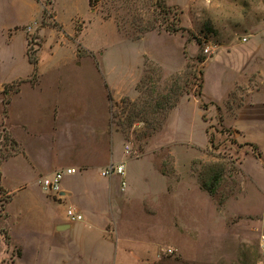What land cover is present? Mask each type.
Wrapping results in <instances>:
<instances>
[{"label":"rangeland","instance_id":"rangeland-1","mask_svg":"<svg viewBox=\"0 0 264 264\" xmlns=\"http://www.w3.org/2000/svg\"><path fill=\"white\" fill-rule=\"evenodd\" d=\"M33 1L21 0L24 24L0 29L8 74L31 72L26 82L0 87V158L21 148L4 127L36 150L47 142L40 135L52 141L54 127L67 134L66 124L54 123L55 109L74 111V138L84 133L80 126L101 119L96 127L105 139L115 134L116 155L130 148L126 190L118 207L112 199L118 210L104 213L116 227L108 235L114 247L103 246L102 259L73 255L71 264H264V182L242 173L248 146L238 112L257 87L255 76L242 77L246 69H259L264 83V0ZM170 24L184 29L169 33ZM79 141L63 146L81 152ZM54 162L51 173L36 171V180L52 174ZM18 164L0 169L10 188L24 173ZM215 174L211 195L201 185ZM9 198L0 186V264L19 252L6 226ZM18 199L9 205L15 234L31 222L45 232V215L19 209Z\"/></svg>","mask_w":264,"mask_h":264},{"label":"crops","instance_id":"crops-1","mask_svg":"<svg viewBox=\"0 0 264 264\" xmlns=\"http://www.w3.org/2000/svg\"><path fill=\"white\" fill-rule=\"evenodd\" d=\"M28 3L33 5L34 1L28 0ZM25 16L26 13L22 10L21 0H0V29L8 22L15 25L24 24ZM43 29L45 30L46 28L43 27L41 30ZM68 34L70 35V33ZM85 44L90 48L94 46L89 43ZM248 60L244 66L252 64ZM69 61L74 65H79L78 62H73L71 59ZM41 63H39L40 66ZM246 70L242 77L246 78L248 82L250 75L255 76L257 87L250 93L248 101L242 99V105H240L238 111L240 117H242V139L246 143L256 144L262 152V158L256 157L251 147L247 144L248 148L244 149L242 153V173L247 177H252L255 181L264 182V95L260 92L262 85H264V83H261L263 73L259 69L247 68ZM15 72L17 70L8 74L7 67L0 61V87L16 80L26 82L31 73L29 72L26 75L21 73L20 76L16 74L14 77L13 74ZM259 78H261L260 82ZM53 115L54 123L66 124L65 131H68V133L64 134L63 130L54 127L57 133L52 135V141L49 140L50 134L40 135V140H47V142H43L45 147L39 148V150L32 149L22 142L21 139L16 138L11 130L4 127L20 144L21 148L18 152L4 159L1 162L0 169L5 171L4 164H11L13 160L16 161V164L19 163L18 165L20 163L24 165V173L21 174L19 172L20 180L18 177V182H15L13 188L5 184L6 174L2 173L0 180L1 188L10 196L4 210L6 226L8 225V232H10L12 241L19 247V252L10 256V264H43L44 259H57L58 262H55V264H71L73 255H77L80 258L102 259L106 256L103 246H106V249H110V245L113 248L115 244L113 240H109L108 235H112V232L116 231V227L110 222L109 218L104 217V213H112L114 210H118L113 208L112 199L116 200L115 205L118 207V197L126 190V187L124 190L120 188L122 178L125 180V170L123 176H103L100 170L111 163L113 159H118V157L120 158L118 161L124 162L125 165L124 156L130 153H125L124 146L123 152L119 156L116 155L111 140L115 134L109 135L105 139L103 138L104 134L101 133V128L97 129L96 127L97 123L99 126L101 125V119H98V122L97 119L90 120L89 124L85 123L84 126H80V132L84 133L81 137L74 138L75 135L80 136L79 134L74 136L72 134L73 129L79 130L80 124L74 118V111L55 109ZM23 127L26 128L27 125H23ZM68 136L72 141L74 139L80 140V143H77L78 147L81 144V147L85 146V148L81 152L75 149L73 151L75 154L67 152L70 149L63 145L70 141ZM75 148L77 147L75 146ZM63 158L66 160L63 161ZM54 160L57 162H54ZM52 162H54L55 169L60 167L76 168L74 173L63 176L61 197L51 195L34 182L37 181L34 176L36 171H39L38 174L51 173L48 172V166ZM41 171H44V173ZM261 182L259 186L262 185ZM13 191H15V194ZM17 193L19 196V209L33 216H37L40 213L45 215L44 218L47 220L46 227L44 226L47 229L45 232L41 231L34 222H31L30 224L24 223L22 225V228L28 227V231H23L18 235L15 234L14 222L9 220L13 218L12 212H9V205H11ZM60 207L63 208L62 211L59 210ZM69 207L79 211L82 214V218L77 221H71L66 213ZM17 215L16 217L19 216ZM3 246V241L0 238V250L2 249V252ZM0 257L2 258V256Z\"/></svg>","mask_w":264,"mask_h":264},{"label":"built area","instance_id":"built-area-1","mask_svg":"<svg viewBox=\"0 0 264 264\" xmlns=\"http://www.w3.org/2000/svg\"><path fill=\"white\" fill-rule=\"evenodd\" d=\"M209 47L205 48V52H208ZM125 153H130L129 145H125ZM125 170L124 162H118L116 164L109 163L101 170V175L112 176L114 174L123 176ZM76 171L75 167H66L65 169H56L50 175H42L38 178L37 182L40 187L48 193H54L56 196H60L61 192V181L64 174L74 173ZM126 186V181L122 178L120 188L124 190ZM67 216L71 221H77L82 218V214L73 207H69L66 211ZM261 249L264 254V234L261 235L260 242Z\"/></svg>","mask_w":264,"mask_h":264},{"label":"trees","instance_id":"trees-1","mask_svg":"<svg viewBox=\"0 0 264 264\" xmlns=\"http://www.w3.org/2000/svg\"><path fill=\"white\" fill-rule=\"evenodd\" d=\"M165 9L167 10L165 13L168 14L170 7L169 8L166 7ZM165 9L164 10L162 9V10L165 11ZM45 11H46V9H45ZM183 29H184V27H178V26L176 27V26H173L171 24L169 26L168 25H165L164 26V30H166L169 33H176V32L181 31ZM204 60H205V58H203V57L199 59L200 62H203ZM30 61L32 63L36 64V61H37L36 60V57H30ZM195 94L201 95V92H199V90H198V91H196ZM203 106H205V104H203ZM247 144L251 147V149H252V151H253V153L255 154L256 157L262 158V153H261L260 149L258 148V146L256 144H253V143H247ZM10 155H6V156L1 157L0 158V163L2 162L1 161L2 159L4 160V159L8 158ZM216 181H218V178L216 177V174H215L211 178V183L210 184H208V183H206V184L205 183H202L201 187L205 191H207L209 194L212 195V194L215 193V185L214 184H216L215 183Z\"/></svg>","mask_w":264,"mask_h":264}]
</instances>
